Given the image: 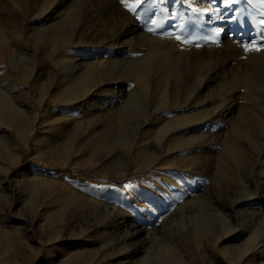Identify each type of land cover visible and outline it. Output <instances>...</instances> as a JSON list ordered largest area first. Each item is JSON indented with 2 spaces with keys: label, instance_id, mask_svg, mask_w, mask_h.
I'll use <instances>...</instances> for the list:
<instances>
[{
  "label": "rangeland",
  "instance_id": "1",
  "mask_svg": "<svg viewBox=\"0 0 264 264\" xmlns=\"http://www.w3.org/2000/svg\"><path fill=\"white\" fill-rule=\"evenodd\" d=\"M76 1L73 3V0H67L68 5L61 9L57 17H77V9L87 0ZM114 2L113 8L116 10L110 8L107 15L128 14L134 20L133 24L136 23L135 26L140 28L139 32L148 39L140 47L142 52H129L126 58L136 60L149 48L159 51L170 49L173 60H176L172 63L176 64L178 61L177 68L166 67V72L158 69H165L164 66H159L156 74L148 77L151 80L147 93L137 98L132 94L138 82L136 67L131 69L128 65V69L114 70L115 72L105 69L103 63L111 54L104 51L109 43L105 41L103 34H96L87 41L93 44L102 42L101 46L88 44L76 47L72 54L66 50L42 54L33 49L34 45L30 41L18 48L23 54L36 55L39 62L37 65L42 66L43 70L36 68V71L41 72H37L28 84L6 92V95L14 97L12 103L24 111V114L29 113L30 116L35 111L36 119L27 147L24 146L23 139L0 120V142L9 151L8 154L0 155V264H93L97 259L102 264H109L108 258L114 250L124 252L129 249L127 243L121 241L110 248L116 236L114 224L120 217L123 216L133 225L149 223L158 226L164 221L166 211L169 212L179 203L178 195L181 193L180 197L184 201L198 198L227 206L237 198L236 178L233 174L223 172L218 153L223 136L230 130L228 125L241 118L252 122L248 114L257 102L251 101L250 97L257 96V88L264 82L257 72L264 62V0H232L230 3L226 0H201L200 3L208 4L203 11L206 15L192 11L190 5L185 3L186 0H155L154 3L145 0L134 13L129 12L121 0ZM134 2L135 0H128L129 4ZM39 5L40 2L34 6L37 8ZM186 13L190 15L187 16ZM40 22L36 28H43L54 21L49 23L42 18ZM90 26L92 24L87 23L86 29ZM70 28L71 25L65 26L67 32ZM10 40L12 41L11 38L7 39L9 43ZM150 42H154L155 47H150ZM245 48L249 50L245 51ZM255 48L260 50H253ZM85 54L89 56L78 62L84 63L83 68L88 66L86 70L90 73L94 70L91 74L95 79L93 81L98 78L111 79L108 75L114 76L123 83L120 95L91 100L86 96L91 76L88 78L75 72L63 77L65 67H68L66 59L72 55ZM61 57L65 61L57 65ZM122 57L124 58L116 56L114 59ZM226 60L230 62L226 72L231 73V78L253 80L256 86L244 89L236 82V85L228 87L226 92L236 86L237 99H241L236 105L241 103L242 106L236 107L237 111L234 110L227 117L224 125L208 126L206 130L211 131L214 136L204 140L198 136L199 133H192L190 136L194 140L190 149H181L171 141L169 144L175 147V153L164 155L161 147L165 148L171 137H165L160 132L161 127L172 117L179 116L178 112L170 111L168 107L180 102L190 89L197 90L200 99L213 94L217 96L218 84L210 83L207 89L199 87V83L202 78H207V73L214 74L210 71ZM171 76L178 78L176 80ZM84 77L88 80L83 79ZM80 81H84L82 84L86 86L81 85L78 88L80 91L74 92L71 85ZM104 89L110 93L113 87ZM224 92L225 90L221 94ZM61 94L76 100L68 105L51 101V97ZM125 105L139 113L140 122L144 121V115V118L150 119L147 123L150 131L144 135V141L139 140L132 147L119 141L122 134L131 136L129 128L113 127L110 131L112 133L107 134L108 124L117 113L125 110ZM145 105L149 107L146 113ZM152 107L158 109L154 117L150 113ZM60 117L72 121L60 124ZM75 119L81 121L77 125L79 127L74 125ZM49 136L51 139L48 142ZM112 136L117 138L116 143L110 141ZM104 141H110L108 147L105 143L101 144ZM139 145L147 150L149 156H162L161 162L143 166V156L137 149ZM13 159L18 161L11 163ZM217 179L218 182H215ZM260 181L264 183V180ZM238 209L239 206L236 210ZM139 210L140 213L143 212L141 215ZM253 211L260 212L261 207L256 206ZM240 218L230 214L222 222L214 215L212 221L206 222L208 228L204 233L195 237L196 218L189 217L188 220L183 217L181 221H177L171 237L167 235L152 246L147 245L135 264H259L264 260V249L254 252L249 250L259 234V228H253V225ZM228 227L231 230L234 227L240 228L234 233L229 232ZM223 237L226 239L223 240ZM102 246L108 247L99 254L98 250ZM158 254H161V260ZM79 256L83 259L82 263L77 261Z\"/></svg>",
  "mask_w": 264,
  "mask_h": 264
},
{
  "label": "bare ground",
  "instance_id": "2",
  "mask_svg": "<svg viewBox=\"0 0 264 264\" xmlns=\"http://www.w3.org/2000/svg\"><path fill=\"white\" fill-rule=\"evenodd\" d=\"M66 1L67 0H0V120H2L7 125V127L11 128L16 135L23 139L22 141L24 143V146L26 147L30 142L29 140L31 132L33 130V126L35 124L34 122L36 119V112L33 111L30 116L29 113L28 115H26V113L24 114V111L15 107L12 103V98L14 97L6 95V92L9 89L15 90L21 86L28 84L37 75V72H39L38 74H40L41 71H36V68H41L43 70V67L37 65L38 61L36 60V55H34L33 53L32 55L21 53L22 51L18 49L21 45H25L30 41V43H33L34 45L33 49H35L36 51H40L42 54H52L53 52H61L65 50L72 54L75 53L76 47H84L85 45L87 46L88 44H93L91 42L87 43V41H90L94 35L103 34L105 35V41L109 43H107V48H105L106 50L104 51H107L112 55H110V57L104 61L103 65L105 66V69L117 71L123 68H127L128 65L131 66V69L132 67H136L138 82L134 86L132 94H134L137 98H140L147 93V89L150 85L149 83L151 80L148 78L150 75L154 73L156 74V71H158V69L166 70V67L169 66L170 68H177L176 64L178 65V61L176 62V64H174L176 60H173L170 54V49L159 51L156 48H149L144 55H141L140 58L137 57L138 59L136 60H130L129 58H126L128 57L127 55L129 54V52H142L140 47L148 39L145 35L139 32L140 28L138 26H135L136 23L135 25L133 24L134 20L132 21V17H130L128 14H123L122 16L107 15L110 11V8H113L115 5L114 0H87L86 2L83 1V3L79 6V9H77L79 12L77 17L60 19L57 17V14L61 12V9L64 8L65 5H68L66 4ZM73 1V3H75V0ZM198 1L186 0L185 2L184 0L185 3L190 5L189 8H191L195 13H205L203 11L204 9H207L208 4L206 5L205 2L200 3L201 0ZM38 2H40V5L35 8L34 5ZM112 10L116 9L113 8ZM186 14L187 16L190 15L189 13ZM42 18H45L49 23L51 21L54 22H51V24L44 26L43 28H36L37 25L41 23L40 20ZM89 22L92 24V26L86 29V24ZM66 25H71L69 32H67L65 29ZM97 37L100 36L98 35ZM8 38L12 39V41L10 40V43L7 41ZM93 45L101 46L102 42H96ZM155 45L156 44L154 42H150V47H155ZM88 56L89 54H85V56H69V59H66V61H68V67H65L66 70L64 71L63 77H68L70 74L75 72H79L80 75H83L85 77L88 76V78L91 76V84L90 82H88L90 84V87L86 88V90L88 89L86 96L91 100H98L100 98L105 99L108 96L114 97L115 95H120L123 83H120V81H118L117 78H114V76L108 75V77H110L111 79L107 77L108 79L106 80L104 78V80L102 78H98V80H96L95 82L93 81L94 78L91 74H93L94 70H92V73H90L89 70H86L88 66L86 68H83L84 63L78 62L79 60H82L83 58ZM116 56H124V58L122 57L121 59L119 58L118 60H115L116 58L114 59V57ZM63 61H65L64 57H61L57 65H61ZM173 61L174 63H172ZM229 64L230 62L226 60L216 65L213 70L210 71L214 74L210 73L211 75H209V73H207V75H205L207 78H202L199 83V87L201 88H207L210 83L218 84L216 87L219 90L217 96L216 94H213L215 92H212V94L215 95H211L213 96V98H211V96L207 98L206 96V98L200 99V97L196 93L197 90L191 91L190 89L186 91V89H188L186 87V93L184 94L185 97L180 102H176L168 107L170 111L178 112L179 116L172 117L169 122L163 124L161 127L160 132L162 131L165 137L167 135L171 137V139L167 140L168 144L165 145V148H163V146L161 147V151L164 152V155L168 156L175 151V147L172 144H169L171 141L178 144V147L181 149H190L192 147L191 142H193L194 140V138L190 136V134L192 133H199L198 136L204 140H207L208 137H213L214 135L211 134V131L208 132L206 130L208 126L215 124L224 125L226 119H228L229 116L234 112V110L237 109L236 107L242 106L241 103H238V105H236L237 102H240L241 100L237 99V94L235 91L236 86L228 92H226V89L228 87L236 85V82L238 83V86L241 85L244 89L254 87L256 86V83L253 80H248L245 78L239 80H236L235 77L234 79L231 78V73L226 72V68ZM159 66H164L165 69H163L162 67L158 68ZM173 71L171 72L174 74V76H176ZM175 71L178 72V70ZM257 72L263 77L264 80V62L261 63V65L257 69ZM220 73L222 74L220 75ZM164 74L166 73L164 72ZM164 74L162 73V75ZM174 76L171 77L173 78ZM85 77L83 79H85ZM150 78H152V76ZM174 78H176L177 80L178 77ZM85 80L87 81L88 79ZM83 82L80 81L79 83H74L73 85H71L72 90L74 92L78 91V88H81V85L85 87L86 84L83 85ZM198 82L196 81V84ZM220 82L222 85H220ZM196 84H194L195 87L197 86ZM110 86L113 87L112 92H105L104 88ZM183 87L185 86L183 85ZM257 89L259 91L257 96L250 97L251 101L257 102L255 106L250 109V112L248 114L250 115L252 122H246L244 121V118H241L239 120L237 119L236 122L228 125L230 130L223 136L221 146L219 147L220 150L218 154L221 157L220 166L222 167L223 172L226 174H233L236 178V185L238 190L236 191L237 198L234 203L227 206L223 203L218 204L219 202L217 201L199 200L198 198H193L191 201L189 200L190 202L184 201V199L180 197L182 193L178 195L175 191V194L178 195V198H180L179 203L169 212L166 211V215L163 216L164 221L162 220L163 222L158 226L154 224L150 225L149 223L133 225L122 216L118 219V222H115L114 224L116 236L114 237V242L112 243V245H110V248L113 246H117L116 242L121 241L123 243L125 242V244L127 243L129 249L124 252H121L118 249L114 250L112 255L108 258L109 264H135L136 260H140L138 257L145 251L147 245L152 246V244H154L155 242L163 240V238L167 235L168 237H171V233L175 228L174 226H176L177 221H181L183 217L188 218V220L189 217L196 218V237L197 235H201L204 233L207 227L206 222L212 221L211 219L214 215H216L222 222H225V218L230 214L240 216V220H244L250 225H253V228H259V234L254 238V242L252 246L250 245L251 247L249 248V250L251 252H254L258 249H260V251L264 249V183L260 181V179L264 180V102H259L262 99L264 100V82L261 86L259 85ZM223 90H225V92L221 94ZM112 97H110V99ZM50 99L53 103L58 102L62 105L71 104L72 101L74 102L76 100H71V96H67L66 94L53 96ZM147 106L148 105H145L144 107L145 113L149 108H147ZM126 107L127 106L125 105V110H123V112L117 113V116L113 120H111L110 124H108L109 130L107 131V134L112 133L110 131L113 127H117L118 129L129 128L131 130L130 137L128 135L122 134L123 136L118 138L120 142H124L123 145L132 147L133 144H137L139 140L141 142L144 141V135L150 131V126H147V123L150 122V119L147 117L144 118L145 115H142L144 121L140 122L141 116H139V113L135 112L133 109H129ZM80 110L82 109L80 108ZM150 111L151 115H153L154 117L157 115L158 109L156 107H152ZM48 113L46 115H48ZM43 119H46V117H43ZM86 119H88V117ZM79 120H81V118ZM79 120L76 121L75 119L74 121V125H76V127H79L77 126L79 122H81ZM71 121L72 119H65L60 117L58 123L67 124L69 122L71 123ZM71 127L69 129H71ZM100 137L104 139L107 136H105L104 138L102 136ZM112 138L110 141L116 143L117 138ZM50 139L51 137L49 136L48 142ZM156 139L157 138H155V141H157ZM110 141L106 143L104 141L101 144L103 145L105 143V145H107L106 147H108ZM159 143H161V141L158 142V144ZM103 147L104 146H102V148ZM137 149L138 153L143 156V166L145 167L152 165L154 162L158 164L162 160V156H159L158 158L149 156L147 154V150L144 149L142 145L137 146ZM8 152L9 151L7 150V148L0 142V155L3 156L6 153L8 154ZM11 161V163H15L16 161H18V159H13ZM165 163L171 164V162ZM215 182H218V179ZM249 183L250 186H248ZM175 189L176 188H174V190ZM238 206L240 207V209L236 210ZM256 206L261 207L260 212L253 211ZM141 213L143 212L141 211ZM158 221H160V219H158ZM228 228L229 232L232 231L234 233H237L240 227H234V229L232 230L231 227ZM224 239H226V237H223V240ZM246 241L248 242L249 240L246 239ZM247 242L245 243L247 244ZM239 245L241 246V244ZM107 247L108 246H102L98 250V253L101 254V252H105ZM158 255L160 259L161 254ZM162 257L164 258V256ZM82 260L80 256L77 257L78 262L82 263ZM93 264H102V262L100 259H97ZM259 264H264V260L260 261Z\"/></svg>",
  "mask_w": 264,
  "mask_h": 264
},
{
  "label": "snow or ice",
  "instance_id": "3",
  "mask_svg": "<svg viewBox=\"0 0 264 264\" xmlns=\"http://www.w3.org/2000/svg\"><path fill=\"white\" fill-rule=\"evenodd\" d=\"M145 2V0H135V2L133 4H129L128 0H121V3L124 4V6L126 7V9L129 12L134 13L136 11V9ZM155 0H149V3H154ZM226 2H232V0H226ZM150 31H152V29H149ZM177 39H179V37H177ZM248 48H245V51H248ZM253 50L259 51V48H255Z\"/></svg>",
  "mask_w": 264,
  "mask_h": 264
}]
</instances>
